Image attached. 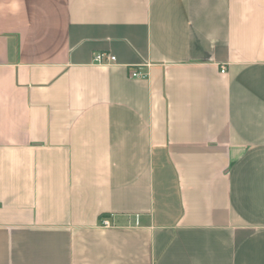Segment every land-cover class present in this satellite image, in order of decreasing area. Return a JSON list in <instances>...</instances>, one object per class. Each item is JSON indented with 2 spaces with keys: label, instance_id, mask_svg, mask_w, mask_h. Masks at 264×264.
<instances>
[{
  "label": "crops",
  "instance_id": "obj_1",
  "mask_svg": "<svg viewBox=\"0 0 264 264\" xmlns=\"http://www.w3.org/2000/svg\"><path fill=\"white\" fill-rule=\"evenodd\" d=\"M0 264H264V0H0Z\"/></svg>",
  "mask_w": 264,
  "mask_h": 264
},
{
  "label": "built area",
  "instance_id": "obj_2",
  "mask_svg": "<svg viewBox=\"0 0 264 264\" xmlns=\"http://www.w3.org/2000/svg\"><path fill=\"white\" fill-rule=\"evenodd\" d=\"M116 60H117V58L115 56H113L110 53H105V52L104 53L95 54L94 59H93L94 63L98 64V65H110V64L115 63ZM226 72H227L226 67H222L221 68V73L222 74H226ZM133 77L134 78H139V77L140 78H145L146 75H141L139 72H134L133 73ZM102 225L109 226V225H111V223H110L109 220H103L102 221Z\"/></svg>",
  "mask_w": 264,
  "mask_h": 264
}]
</instances>
